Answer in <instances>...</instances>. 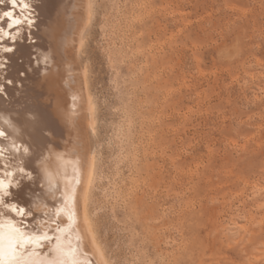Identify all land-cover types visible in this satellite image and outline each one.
<instances>
[{"label": "rangeland", "instance_id": "obj_1", "mask_svg": "<svg viewBox=\"0 0 264 264\" xmlns=\"http://www.w3.org/2000/svg\"><path fill=\"white\" fill-rule=\"evenodd\" d=\"M91 3L65 57L95 105L87 212L108 260L264 264V0Z\"/></svg>", "mask_w": 264, "mask_h": 264}, {"label": "bare ground", "instance_id": "obj_2", "mask_svg": "<svg viewBox=\"0 0 264 264\" xmlns=\"http://www.w3.org/2000/svg\"><path fill=\"white\" fill-rule=\"evenodd\" d=\"M26 2L30 5L27 10L19 5L13 8L11 0H0V28L15 37L13 44L0 36V85L6 91V96L0 95V131L5 133L0 137V180L12 193L6 202L17 203L30 213L19 216L0 206V234L4 236L0 264H111L87 212L95 158L86 147L84 133L87 129L93 135L96 132L95 105L85 69L71 76L65 57L67 48L78 54L84 45L92 3ZM5 11L21 23L9 29ZM27 18L33 21L31 25ZM6 47L15 51H3ZM21 72L26 75L21 77ZM6 80H12L13 85L8 86ZM68 124L74 132L73 141L76 139L72 146L65 135ZM25 192L31 197H23ZM7 220L24 233L46 235L47 239L38 245L28 243L13 259Z\"/></svg>", "mask_w": 264, "mask_h": 264}, {"label": "snow or ice", "instance_id": "obj_3", "mask_svg": "<svg viewBox=\"0 0 264 264\" xmlns=\"http://www.w3.org/2000/svg\"><path fill=\"white\" fill-rule=\"evenodd\" d=\"M11 5L13 8H16L18 5L22 6L23 9H29L30 5L26 2V0H11ZM4 17L8 18V28L12 29L13 27L18 26L21 23V20L14 16L12 12L5 11L3 13ZM27 23L31 25L33 21L30 18H27ZM0 36H4L11 40L13 44L15 43V37L12 35L11 31H5L3 28H0ZM5 52H13L15 51L14 47H6L3 49ZM31 59L35 60L36 57L32 56ZM3 64H0V67H2ZM25 72H21L20 76H25ZM5 83L8 86L13 85L12 80H6ZM0 95L6 96V91L3 85H0ZM5 133L0 131V137H4ZM3 152V149H0V153ZM5 169L7 168V165H4ZM19 171L25 175L27 173L25 172L24 168H20ZM6 175H12L11 172L5 173ZM12 195V193L9 190V185H6L3 180H0V206H2L5 210L15 212L19 216H25L26 213L25 207H19L17 203H7L5 198H8ZM25 198H30L31 193L25 192L22 194ZM0 223H3V221H0ZM6 223L9 225L11 229V234L8 238V247L12 251L13 259L16 258V252L18 249H24L28 243H35L39 244V241L47 239L46 235L40 236L36 235L35 233H24L20 228L13 227V221L7 220ZM4 246V236L3 234H0V252H2Z\"/></svg>", "mask_w": 264, "mask_h": 264}]
</instances>
